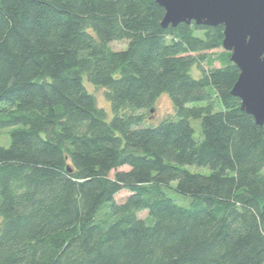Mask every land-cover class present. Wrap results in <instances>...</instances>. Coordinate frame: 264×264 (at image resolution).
I'll return each mask as SVG.
<instances>
[{"label": "trees", "instance_id": "16d2710c", "mask_svg": "<svg viewBox=\"0 0 264 264\" xmlns=\"http://www.w3.org/2000/svg\"><path fill=\"white\" fill-rule=\"evenodd\" d=\"M164 17L155 0H0V264H264V125L214 53L225 28ZM166 93L176 117L142 127Z\"/></svg>", "mask_w": 264, "mask_h": 264}, {"label": "water", "instance_id": "95a60500", "mask_svg": "<svg viewBox=\"0 0 264 264\" xmlns=\"http://www.w3.org/2000/svg\"><path fill=\"white\" fill-rule=\"evenodd\" d=\"M155 1L165 9L161 27L224 26L223 47L241 71L232 94L242 111L264 125V0Z\"/></svg>", "mask_w": 264, "mask_h": 264}, {"label": "rangeland", "instance_id": "374dc122", "mask_svg": "<svg viewBox=\"0 0 264 264\" xmlns=\"http://www.w3.org/2000/svg\"><path fill=\"white\" fill-rule=\"evenodd\" d=\"M110 47L114 50V51H120V50H125L127 48V41H119V42H113L110 44ZM225 49H219V51H214L215 54H219L220 52H223ZM216 66H219V64H216ZM192 76L194 78H198L202 75V72L199 68L197 67H193L192 68ZM85 85L87 87V89L95 96L96 101H97V105L98 107L103 108L106 113L107 116L109 117V119H112V109L110 106V103L108 101L107 95H106V90L102 87H95L94 85H92L91 83H89L87 81V79H85ZM155 108L153 110H145V111H140L139 114L144 116V124L142 127H153L156 128L157 125H159L160 123H162L163 121L169 119V118H175L176 114H175V110H174V106L173 103H171V99L169 94H163L155 103ZM192 105H197L196 103L191 104ZM153 111V112H152ZM192 125H194L195 130H196V136H199L198 134L200 133V127L201 124L199 121L197 120H191ZM8 129L3 130L2 135L0 136V147L4 146V147H9L11 144V138H10V133H8ZM190 172L192 171L193 173H199V174H205L208 175L210 174V169L209 168H205V167H197L194 165L188 166L186 167ZM127 168H123V170H125ZM122 170V169H121ZM172 196L174 198H179V197H183L180 194H178L177 192H172L171 193ZM127 191L126 192H122L120 193V195H118L117 200L118 201H124L127 197ZM140 216V218L142 219H146L149 217V215L147 214V212H140L138 214ZM1 223V222H0Z\"/></svg>", "mask_w": 264, "mask_h": 264}]
</instances>
